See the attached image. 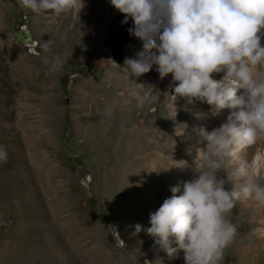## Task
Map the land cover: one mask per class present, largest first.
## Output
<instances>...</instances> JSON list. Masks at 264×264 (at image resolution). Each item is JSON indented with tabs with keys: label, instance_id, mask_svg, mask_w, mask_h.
I'll return each instance as SVG.
<instances>
[{
	"label": "rangeland",
	"instance_id": "obj_1",
	"mask_svg": "<svg viewBox=\"0 0 264 264\" xmlns=\"http://www.w3.org/2000/svg\"><path fill=\"white\" fill-rule=\"evenodd\" d=\"M116 12L109 0L60 16L0 0V264H185L134 225L150 226L170 187L193 177L196 129L218 127L228 110L213 116L206 103L169 96L171 74L128 76L103 46ZM21 27L33 45L16 38ZM141 48L135 38L125 58ZM53 55L64 61L55 73L44 63ZM242 156L264 186V136ZM228 218L236 236L222 264H264V234L254 231L264 203L240 200Z\"/></svg>",
	"mask_w": 264,
	"mask_h": 264
},
{
	"label": "clouds",
	"instance_id": "obj_2",
	"mask_svg": "<svg viewBox=\"0 0 264 264\" xmlns=\"http://www.w3.org/2000/svg\"><path fill=\"white\" fill-rule=\"evenodd\" d=\"M109 3L124 14L122 24L131 19L127 31L142 44L134 57L124 59L128 76L140 77L153 69L161 79L171 74V95L165 92L169 96L189 104L206 103L213 116L228 110L218 127L196 129L195 158L199 155L200 163L191 165L193 177L171 186V195L149 213L150 226L136 223L135 233L150 235L170 258L182 251L185 264H222L224 251L236 236V226L228 218L231 210L243 199L264 203V186L242 156L247 146L264 136V0ZM16 4L33 14L60 16L79 11L84 0H16ZM44 63L55 73L64 61L53 55ZM213 74L221 75L217 79ZM186 127L180 122L175 134ZM166 147H173L172 138ZM7 157L0 145V162ZM173 163L187 166L185 161ZM228 166H234L230 173ZM226 183L231 186L225 187ZM254 231L264 234V228Z\"/></svg>",
	"mask_w": 264,
	"mask_h": 264
},
{
	"label": "water",
	"instance_id": "obj_3",
	"mask_svg": "<svg viewBox=\"0 0 264 264\" xmlns=\"http://www.w3.org/2000/svg\"><path fill=\"white\" fill-rule=\"evenodd\" d=\"M9 1L14 5H17L16 0ZM123 15L124 14H121L118 11L116 12L115 17L110 24L106 32V36L103 40V46L110 50L113 61L117 64L124 63L126 45L136 38L130 35L127 31V29L132 24L131 19H129L127 23H121ZM15 36L21 43L25 45L31 43V35L26 27H21L20 29H18L15 33ZM82 65L89 73H91L95 68V64L92 62H84Z\"/></svg>",
	"mask_w": 264,
	"mask_h": 264
},
{
	"label": "bare ground",
	"instance_id": "obj_4",
	"mask_svg": "<svg viewBox=\"0 0 264 264\" xmlns=\"http://www.w3.org/2000/svg\"><path fill=\"white\" fill-rule=\"evenodd\" d=\"M27 30H28V28H26ZM29 31V30H28ZM30 32V31H29ZM30 37H31V43L30 44H26V45H33L34 44V40H33V37H32V33L30 32ZM227 111V110H226ZM228 112V111H227ZM227 112H225L226 114H224V113H221L220 114V122L218 123V126L221 124V123H223L224 121H225V119H226V116H227Z\"/></svg>",
	"mask_w": 264,
	"mask_h": 264
}]
</instances>
